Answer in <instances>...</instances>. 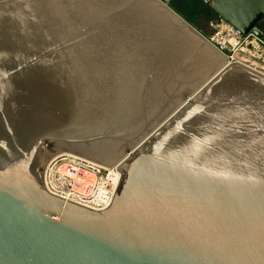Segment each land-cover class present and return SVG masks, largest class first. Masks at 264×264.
Listing matches in <instances>:
<instances>
[{"label":"water","instance_id":"95a60500","mask_svg":"<svg viewBox=\"0 0 264 264\" xmlns=\"http://www.w3.org/2000/svg\"><path fill=\"white\" fill-rule=\"evenodd\" d=\"M63 152L119 162L107 208L45 189ZM0 264H264V74L161 0H0Z\"/></svg>","mask_w":264,"mask_h":264},{"label":"built area","instance_id":"2783aa9c","mask_svg":"<svg viewBox=\"0 0 264 264\" xmlns=\"http://www.w3.org/2000/svg\"><path fill=\"white\" fill-rule=\"evenodd\" d=\"M207 39L225 55L228 64L240 63L264 74V37L260 33H242L220 18ZM118 166L119 162L106 167L71 153H59L46 164L44 186L65 201L100 211L112 201L120 179Z\"/></svg>","mask_w":264,"mask_h":264},{"label":"rangeland","instance_id":"374dc122","mask_svg":"<svg viewBox=\"0 0 264 264\" xmlns=\"http://www.w3.org/2000/svg\"><path fill=\"white\" fill-rule=\"evenodd\" d=\"M167 6L188 22L200 34L208 38L215 32L219 17L200 0H169ZM257 31L264 37V20L257 25Z\"/></svg>","mask_w":264,"mask_h":264},{"label":"trees","instance_id":"16d2710c","mask_svg":"<svg viewBox=\"0 0 264 264\" xmlns=\"http://www.w3.org/2000/svg\"><path fill=\"white\" fill-rule=\"evenodd\" d=\"M201 1V0H200ZM202 2V1H201ZM203 3V2H202Z\"/></svg>","mask_w":264,"mask_h":264}]
</instances>
